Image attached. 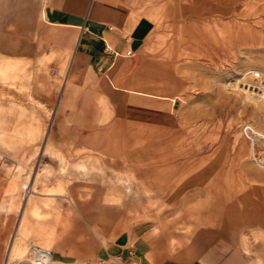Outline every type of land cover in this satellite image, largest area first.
Instances as JSON below:
<instances>
[{
    "label": "rangeland",
    "instance_id": "374dc122",
    "mask_svg": "<svg viewBox=\"0 0 264 264\" xmlns=\"http://www.w3.org/2000/svg\"><path fill=\"white\" fill-rule=\"evenodd\" d=\"M43 1L0 0V152L22 159L25 149L19 145L32 143L27 154L32 171L36 146L50 128L65 62L38 35ZM129 1L161 34L144 41L163 47L145 60L144 79L147 91L168 97L166 110L158 118L145 116L142 126L115 133L112 139L127 146L99 149L102 161L90 149H80L75 164L68 163L70 156L60 158L57 170L67 176L45 181L58 184L44 191L64 194L65 206L75 212L67 186L95 187L101 193L96 198L122 217L118 228L129 229L132 237L147 235L162 256L181 257L191 240L210 230L227 242L192 244L198 256L210 257L207 263L264 264V244H249L263 239V229L251 228L254 213L233 204L231 191L222 186L227 172L264 173L251 161V145L242 132L250 125L260 134L256 145L264 147V96L246 97L234 84L252 80V72L264 78V0ZM19 189L25 196L35 188L28 179ZM17 246L20 250L6 254L3 264H38L31 244ZM47 252L48 260L40 264H130L115 256L80 261Z\"/></svg>",
    "mask_w": 264,
    "mask_h": 264
},
{
    "label": "crops",
    "instance_id": "0c3cea01",
    "mask_svg": "<svg viewBox=\"0 0 264 264\" xmlns=\"http://www.w3.org/2000/svg\"><path fill=\"white\" fill-rule=\"evenodd\" d=\"M41 14L38 35L42 43L57 58H65L62 83L50 128L36 146L34 170L27 166L32 159L27 156L34 147L32 143L19 145L25 149L22 159L16 155L5 158L0 152V264L15 239L18 244L13 246L17 249L23 242L80 261L115 256L130 264H209L205 260L210 257L198 256L192 244L224 245L225 235L213 236L212 231L205 230L201 240L189 242L181 257L162 256L147 235L132 237L129 229L118 228L122 217L111 214L113 205L96 198L101 193L95 187L78 184L76 190L72 184L67 186L75 212L65 206L64 194L44 191L58 184L45 181L67 176L57 170L60 158L70 156L68 163L75 164L79 150L90 149L95 159L102 161L105 155L99 149L127 146L112 139L115 133L131 130L128 126L132 124L142 126L145 116L158 118L166 110L168 97L145 88L144 62L155 58L163 47L157 41H144L161 34L156 32L153 20L138 15L129 0H44ZM126 50L131 55H123ZM106 157L112 161V155ZM28 179L35 189L24 196L19 183ZM35 179L39 180V189L33 183ZM223 180L226 182L222 186L231 191L232 203L248 206L254 213L251 228L263 229L264 233V173L231 171ZM250 233L253 236L256 230ZM262 237L249 244H264V234ZM221 250L227 251L225 247Z\"/></svg>",
    "mask_w": 264,
    "mask_h": 264
},
{
    "label": "built area",
    "instance_id": "2783aa9c",
    "mask_svg": "<svg viewBox=\"0 0 264 264\" xmlns=\"http://www.w3.org/2000/svg\"><path fill=\"white\" fill-rule=\"evenodd\" d=\"M123 55H131L130 50H126ZM252 77V80L248 81L237 80V82L234 83L235 87L246 97L252 99H261L264 96V78L258 77L257 72H252ZM242 132L251 145V161L255 165L264 168V147L256 145V136H259L260 134L253 130L252 127L248 124L242 126ZM25 193H27V190L25 191Z\"/></svg>",
    "mask_w": 264,
    "mask_h": 264
},
{
    "label": "bare ground",
    "instance_id": "6f19581e",
    "mask_svg": "<svg viewBox=\"0 0 264 264\" xmlns=\"http://www.w3.org/2000/svg\"><path fill=\"white\" fill-rule=\"evenodd\" d=\"M49 123H52L51 122V119H50V122ZM32 248L34 249V251L37 252V257L35 258V260L38 262V264H40L41 262H45V261L48 260V258L50 256L49 252L44 251V250H41V249L36 248V247H32ZM7 249H8L7 250V256H10L12 253L17 252L16 247L13 246V242L9 245V247ZM5 258H6V256H5ZM35 264H37V263H35Z\"/></svg>",
    "mask_w": 264,
    "mask_h": 264
}]
</instances>
